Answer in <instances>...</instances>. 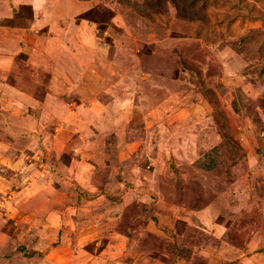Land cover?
<instances>
[{"label":"rangeland","instance_id":"1","mask_svg":"<svg viewBox=\"0 0 264 264\" xmlns=\"http://www.w3.org/2000/svg\"><path fill=\"white\" fill-rule=\"evenodd\" d=\"M0 1V16L15 14L5 21L0 17V37L13 22L22 24L21 31L30 21V8L17 12L9 0ZM82 1V12H73L71 23L101 43L108 59L83 70L92 83L89 93L104 107L101 115L93 109L88 113L104 135L102 142H94L93 130L87 140L107 165L112 153L117 154L115 167L121 159L124 167L112 172L121 184L109 192L117 198L128 194L110 208L74 205L77 211L100 207L95 212L103 215L88 244L87 219L68 228L81 233L73 240L76 253L92 252L86 253L88 263L98 260L94 252L104 248L103 259L115 257V264H264V0H197L194 11L203 20L179 17L169 0L165 10L151 8L146 0ZM1 39L3 56L7 47ZM28 53L11 57L14 66L4 68L14 76L0 73V86L33 81ZM45 78L43 97L53 92ZM3 93L0 87V106ZM64 97L82 104L72 95ZM78 130L75 121L65 135L79 137ZM18 141L0 128V169L5 155L21 150L24 140ZM40 148L32 143L27 149L32 155ZM109 173L107 168L104 180ZM75 180L70 177V184ZM18 189L9 195L0 188V236L20 234L12 243L32 246V227L39 225L45 234V222L34 215L40 206L24 210L21 218L14 212L7 221ZM117 198L109 194L106 200ZM38 257L43 258V250Z\"/></svg>","mask_w":264,"mask_h":264},{"label":"crops","instance_id":"2","mask_svg":"<svg viewBox=\"0 0 264 264\" xmlns=\"http://www.w3.org/2000/svg\"><path fill=\"white\" fill-rule=\"evenodd\" d=\"M23 1H8L17 12L21 6H28L31 18L23 24L21 31L19 29L22 24L17 25L15 22L12 23L11 29L10 27L4 29L5 36L2 35L1 44L7 47V52L0 56V73L14 76L13 70H8L4 66H14L15 62L12 65L9 61L11 57L19 54L21 50L25 52L28 49L30 50L28 64L33 67L30 69L34 70L31 76L34 79L28 85L21 84L22 81L18 84L8 81V84L0 86L5 98L0 106V128L7 137L19 140L20 143L24 140L19 153L5 155V165L0 172L3 170L6 174L0 173V188L5 187L9 195L13 188H19L15 192V200L9 205L11 213H7V221L13 217L14 212L20 214L21 218L24 210L30 211L35 206H40L37 213L33 214L38 217V221L45 222L43 225L45 234L39 231L41 229L37 227L39 225L33 226L34 231L28 233L31 237L28 239L33 241L32 246L25 244L26 247H19V242L23 241L13 244L12 240L20 234L12 237L9 232L3 233L0 236V254L5 253L7 258H2L0 264L1 262L13 264L16 259L20 260L18 264H115V257L110 260L103 259V252L107 251L104 248L94 252L97 255L95 254L93 258L98 256V260L94 259L88 263L90 258L86 257V253L89 252H80L85 253V256H80L73 247L74 238L78 239L81 233L76 234L74 231V234H71L68 229L73 228L75 223L80 226L79 222L87 219L89 226L84 238L88 240L85 244L90 243L89 239L99 232L96 222L103 215L95 211L100 207H97L98 210L94 208L87 210L79 206L80 210L77 211L74 205L82 203L110 208L124 202L128 194L119 195L117 198L115 194L109 192L112 186L121 184L114 181L112 176L114 168L124 167L123 163L121 165V159L117 167L107 165L100 150L93 147L91 139L87 140L90 131L93 130L94 142L99 141V144L102 142L99 138L102 139L104 135L97 130V123L89 118L88 113L93 109L96 114L101 115L104 107L93 93L92 95L89 93V90L93 91L90 88L92 83L86 82L84 71L85 68H94L98 62L104 63L108 60L104 56L105 49L101 43L96 45V40L88 36V32L83 35L73 26L74 23H71L73 12L74 14L75 11L82 12L84 5L82 0ZM79 7L80 9H77ZM3 13L1 16L4 21L15 16L13 10L10 16L8 11ZM67 32L71 34L70 37H67ZM48 60L51 61L48 63ZM44 77L47 78L44 82L48 87L53 85V92L43 97V90L48 91L46 87L43 88ZM66 95H72L76 102L82 104L74 105L72 99L68 102L64 97ZM51 98L53 99L50 100ZM55 99L58 102L53 104ZM98 118L100 123L104 122L100 119L101 116H97ZM75 121L79 126L76 133L80 135L68 137L65 133L69 132L68 127L71 128L72 123L75 125ZM91 123L96 130L93 127L91 129ZM63 132L64 135H61ZM32 143L39 144L41 148L31 155L27 148H30ZM107 168H110V173L107 180H104ZM2 175L8 177L4 179ZM70 177L76 179L75 184H70ZM104 188L105 191L101 192ZM96 190L98 194H95ZM109 194L110 197L117 198L115 200L117 202L108 203L106 197ZM53 225L56 226L52 227ZM50 229L51 232L46 233ZM40 250H43L41 259L38 257Z\"/></svg>","mask_w":264,"mask_h":264},{"label":"trees","instance_id":"3","mask_svg":"<svg viewBox=\"0 0 264 264\" xmlns=\"http://www.w3.org/2000/svg\"><path fill=\"white\" fill-rule=\"evenodd\" d=\"M169 1H171L175 5L176 10H177V15L179 17L185 18V19H191V18L202 19L198 15V13H196L194 11V6H195L197 0H169ZM145 3L150 4L151 8H155L156 6L160 5L162 7V9L165 10L167 0H146ZM146 4H143V5L146 6ZM86 14H87V12L83 13L82 15H86ZM106 150L109 153L111 152L107 148H106ZM109 156H110L109 160H108L109 164L115 165L117 163V158H116L117 154L112 153V155L110 154ZM212 167H213V164L210 163V165H208L206 168L211 169Z\"/></svg>","mask_w":264,"mask_h":264}]
</instances>
